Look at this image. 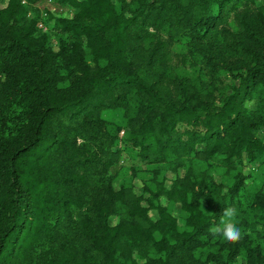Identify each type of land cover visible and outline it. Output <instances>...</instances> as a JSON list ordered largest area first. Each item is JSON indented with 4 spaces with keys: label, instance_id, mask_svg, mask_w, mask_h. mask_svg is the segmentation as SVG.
Masks as SVG:
<instances>
[{
    "label": "trees",
    "instance_id": "obj_1",
    "mask_svg": "<svg viewBox=\"0 0 264 264\" xmlns=\"http://www.w3.org/2000/svg\"><path fill=\"white\" fill-rule=\"evenodd\" d=\"M43 1L0 0V264H264V0Z\"/></svg>",
    "mask_w": 264,
    "mask_h": 264
},
{
    "label": "rangeland",
    "instance_id": "obj_2",
    "mask_svg": "<svg viewBox=\"0 0 264 264\" xmlns=\"http://www.w3.org/2000/svg\"><path fill=\"white\" fill-rule=\"evenodd\" d=\"M40 6L43 8L46 7L50 13L59 14L61 13V9L54 4L53 0H45L40 3ZM52 25V20L46 22L44 27H40L43 31L50 28ZM102 116L106 119L113 120L115 122H124V118L122 116V112L118 109L115 110H104L102 112ZM263 131H260V134ZM121 168L114 179V185L117 187L121 184L129 185L134 184L136 185V192L141 193V187L143 183L141 180L135 176L133 173L140 177H147L151 178L154 175L155 169H161V173L158 175L159 179L157 181H161V179L165 178L166 186H169L172 179L176 177V174L170 170L167 166L161 165L156 167L154 165H145L140 162L130 161V160H123L120 162ZM206 166H208L206 168ZM243 166V167H242ZM243 173L246 175V179L244 181L245 185L247 186L244 190L245 192L249 193L250 190L258 189L259 187H264V161L260 163H251L245 162L242 165ZM201 170H206L209 175H213L217 182L222 180L224 183L227 184L229 178H226L222 175V171L224 170V166L221 165L217 161L211 160L208 163H201L200 164ZM184 173L183 169H180L178 175H182ZM170 205V204H168ZM170 210L173 215L181 217L182 212L180 206L178 204H171Z\"/></svg>",
    "mask_w": 264,
    "mask_h": 264
},
{
    "label": "clouds",
    "instance_id": "obj_3",
    "mask_svg": "<svg viewBox=\"0 0 264 264\" xmlns=\"http://www.w3.org/2000/svg\"><path fill=\"white\" fill-rule=\"evenodd\" d=\"M237 210L228 207L223 209V219L220 225H214L209 228V233L213 236H219L225 242L235 243L242 238V231L238 227Z\"/></svg>",
    "mask_w": 264,
    "mask_h": 264
},
{
    "label": "built area",
    "instance_id": "obj_4",
    "mask_svg": "<svg viewBox=\"0 0 264 264\" xmlns=\"http://www.w3.org/2000/svg\"><path fill=\"white\" fill-rule=\"evenodd\" d=\"M39 26H42L43 27V24L42 23H39Z\"/></svg>",
    "mask_w": 264,
    "mask_h": 264
}]
</instances>
